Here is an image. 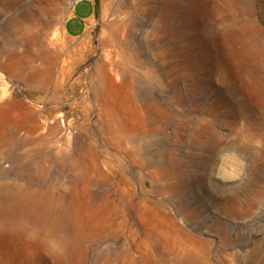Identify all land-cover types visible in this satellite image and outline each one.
<instances>
[{"label": "rangeland", "instance_id": "374dc122", "mask_svg": "<svg viewBox=\"0 0 264 264\" xmlns=\"http://www.w3.org/2000/svg\"><path fill=\"white\" fill-rule=\"evenodd\" d=\"M72 2L0 0V264H264V0Z\"/></svg>", "mask_w": 264, "mask_h": 264}, {"label": "crops", "instance_id": "0c3cea01", "mask_svg": "<svg viewBox=\"0 0 264 264\" xmlns=\"http://www.w3.org/2000/svg\"><path fill=\"white\" fill-rule=\"evenodd\" d=\"M72 14L69 16L65 29L66 32L71 36H78L83 32L86 21H88L92 16V10L90 6L78 0L72 5Z\"/></svg>", "mask_w": 264, "mask_h": 264}, {"label": "built area", "instance_id": "2783aa9c", "mask_svg": "<svg viewBox=\"0 0 264 264\" xmlns=\"http://www.w3.org/2000/svg\"><path fill=\"white\" fill-rule=\"evenodd\" d=\"M78 0H73L72 4H75Z\"/></svg>", "mask_w": 264, "mask_h": 264}, {"label": "bare ground", "instance_id": "6f19581e", "mask_svg": "<svg viewBox=\"0 0 264 264\" xmlns=\"http://www.w3.org/2000/svg\"><path fill=\"white\" fill-rule=\"evenodd\" d=\"M100 110H102V111H103V110H104V108L102 107V108H100Z\"/></svg>", "mask_w": 264, "mask_h": 264}]
</instances>
